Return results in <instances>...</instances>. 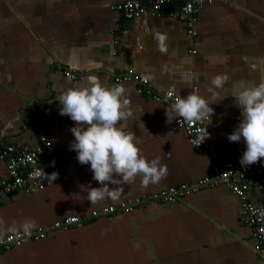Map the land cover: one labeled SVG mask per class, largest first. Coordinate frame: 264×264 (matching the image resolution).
<instances>
[{
    "label": "crops",
    "instance_id": "crops-1",
    "mask_svg": "<svg viewBox=\"0 0 264 264\" xmlns=\"http://www.w3.org/2000/svg\"><path fill=\"white\" fill-rule=\"evenodd\" d=\"M120 1L0 0V148L9 143L36 145L35 126L27 123L23 111L37 105L36 118L48 128L60 153L51 167L55 184L34 195L17 192L0 206V237L23 225L46 230V237L0 249V264H264V256L253 249L250 228L242 222V200L223 182L199 187L210 173L208 158L183 130L171 129L179 117L171 104L141 95L134 83L116 81L117 75L133 71L151 77L156 92L172 90L181 97L193 90L208 97L209 80L217 74L228 77L218 90L222 97L237 82H260L264 0L206 5L194 38L183 20L148 15L126 20L111 9ZM156 32L168 37L166 53L157 48ZM58 65L80 76L69 79L56 71ZM182 74L191 77V84ZM90 75L125 88L132 112L122 122L125 130L138 141L141 155L159 157L167 170L158 183L146 187L139 175L130 184H109L119 188V199L105 198L94 205L87 200V187L100 185L70 149L75 122L59 113L56 99L67 88L87 83ZM211 107L213 134L226 136L238 126L241 110L231 95ZM166 108L171 123L166 122ZM5 174L0 158V176ZM181 184L199 189L182 200L147 201L129 212L89 218L82 226L53 227L67 216L134 204ZM248 200L264 204V188H253Z\"/></svg>",
    "mask_w": 264,
    "mask_h": 264
},
{
    "label": "built area",
    "instance_id": "built-area-1",
    "mask_svg": "<svg viewBox=\"0 0 264 264\" xmlns=\"http://www.w3.org/2000/svg\"><path fill=\"white\" fill-rule=\"evenodd\" d=\"M216 1L223 5L233 6L237 0H121L112 5L111 9L129 21L137 20L143 15L183 20L188 36L194 38L197 34L196 25L202 8ZM192 52L195 54L197 51L193 50ZM56 71L63 73L69 79H77L80 76L73 70L65 69L61 65H58ZM116 81L134 83L141 95L163 104H172L176 98V93L172 90L156 92L151 87L147 77L133 71L117 75ZM169 92L174 93V95L169 96ZM37 109V105H32L23 111V117L27 123L30 126H35L36 145L22 144L16 146L9 143L0 148V158L6 165L5 176H0V206L7 198L17 192L34 195L56 183V179L51 175V167L60 158V153L48 128L37 120L35 115ZM209 122L204 120L189 122L178 117L175 124L171 125V129L183 130L192 146L208 158L210 173L199 182V187L223 182L228 184L231 190L242 200V222L251 230L254 239L253 249L256 253L264 256V204H253L248 200V193L253 188H264V164L257 162L247 167H241L239 161L245 149L244 142L242 140L229 142L227 135L220 137L213 134L211 123L207 126L209 136L202 142V136L206 134V125ZM199 187L181 184L176 187L162 188L143 201L137 200L134 204L123 202L119 206H106L103 209L94 210L90 216H67L57 221L53 227L67 229L82 226L89 218L129 212L136 205H141L147 201L182 200L196 192ZM46 235L47 232L44 229H35L29 225H23L16 232L0 237V249L6 250L13 246H20L29 240L43 239Z\"/></svg>",
    "mask_w": 264,
    "mask_h": 264
},
{
    "label": "clouds",
    "instance_id": "clouds-1",
    "mask_svg": "<svg viewBox=\"0 0 264 264\" xmlns=\"http://www.w3.org/2000/svg\"><path fill=\"white\" fill-rule=\"evenodd\" d=\"M153 37L158 50L166 53L167 35L156 32ZM182 78L191 84V77L182 74ZM227 81V75L212 76L207 89L208 97L194 90L185 97L176 95L170 105L171 111L185 121H210L206 125V134L202 136L203 142L209 136L207 126L214 113L211 105L231 95L241 110V118L227 139L229 142L243 139L245 149L239 161L241 167L257 162L264 164V79L256 84L237 82L230 94L222 97L218 90L223 89ZM168 95L173 96L174 93L169 92ZM56 99L59 113L75 122L70 128L74 137L70 149L76 152L78 163L89 166L92 179L100 185L87 187V200L91 205L105 198L112 201L119 199V188L109 187V184H130L139 175L141 185L146 187L149 183H158L166 175L167 170L160 164V158L147 159L141 155L138 141L125 130L122 122L132 112L128 109L129 100L125 98L122 85L108 86L95 75H90L87 83L67 88ZM166 117V122L171 123L167 108Z\"/></svg>",
    "mask_w": 264,
    "mask_h": 264
}]
</instances>
